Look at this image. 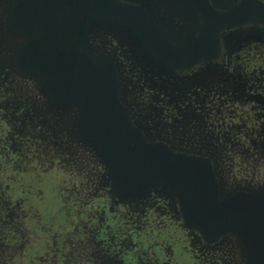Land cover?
I'll list each match as a JSON object with an SVG mask.
<instances>
[{
    "label": "flooded vegetation",
    "instance_id": "flooded-vegetation-1",
    "mask_svg": "<svg viewBox=\"0 0 264 264\" xmlns=\"http://www.w3.org/2000/svg\"><path fill=\"white\" fill-rule=\"evenodd\" d=\"M122 2L142 10L174 52H197L178 70L161 65L160 59L157 62L147 41H137L150 68L159 74L188 82L191 91L194 86L207 87L198 95L175 91L172 96L185 115L203 118L205 129L216 136L209 151L193 147L176 151L162 141L148 142L123 107L129 124L138 131V157L163 155L197 163L208 178V193L217 207L239 199L255 205L256 197L248 189L237 190L245 181L264 177L259 174L264 169V16L254 13L238 21L224 20L207 34L213 19L233 18L244 6L264 9V4L242 0L224 12L214 7L213 0H155L167 5L157 13L146 6L149 0ZM208 81L213 85H206ZM133 98L141 106L146 94ZM76 102L82 107L80 100ZM163 104L172 109L170 98ZM83 114L84 134L115 172L122 194L119 187L115 193L106 185L114 182L100 164L94 174L92 162L89 165L82 152L61 144V135L51 141L47 137L48 141L45 130L26 125L12 134L0 116V264H206L199 254L208 255L205 247L223 239L242 244L247 250L244 264H250L252 242L240 226L227 225L212 236L193 222L184 196L158 177L130 190L116 163L100 149L97 135L86 131ZM216 167L225 168L224 177L217 175ZM165 193L173 196L176 205L163 198ZM134 198H142L139 204L145 206L141 210L145 214L136 213L127 201Z\"/></svg>",
    "mask_w": 264,
    "mask_h": 264
},
{
    "label": "water",
    "instance_id": "water-1",
    "mask_svg": "<svg viewBox=\"0 0 264 264\" xmlns=\"http://www.w3.org/2000/svg\"><path fill=\"white\" fill-rule=\"evenodd\" d=\"M241 9L233 18L213 19L207 35L224 20L238 21L254 13L264 16L260 6ZM10 16L11 29L27 39L17 58L20 71L40 78L56 105L80 100L86 131L97 135L100 149L116 163L130 190L158 177L184 196L193 222L212 236L227 225L240 226L252 242L250 264H264V199L255 205L239 199L217 207L201 165L163 155L140 159L138 131L118 100L117 69L112 62H97L84 46L94 25L107 24L128 30L136 41H147L150 54L166 67L180 70L197 52H174L142 10L121 0H15ZM74 44L84 49L67 54L65 50Z\"/></svg>",
    "mask_w": 264,
    "mask_h": 264
},
{
    "label": "rangeland",
    "instance_id": "rangeland-1",
    "mask_svg": "<svg viewBox=\"0 0 264 264\" xmlns=\"http://www.w3.org/2000/svg\"><path fill=\"white\" fill-rule=\"evenodd\" d=\"M123 1L131 2L133 0ZM213 1L214 7L224 12L233 10L238 7L239 3H242V0ZM257 1L264 4L262 0ZM14 3L15 0H0V101L3 102L0 107L2 108L0 116H2V120L11 127L12 134H19L23 131L19 127L26 125L31 129L45 130L49 135L46 136V139L49 137L50 141L53 140L52 137L61 135V144L62 141L66 146L70 144V150L72 148L74 152H82L83 157L86 156L87 163L92 162L91 168L94 170V174L98 171L96 169L99 164L103 167L102 172L107 176L110 175L114 182V185H106L117 193L116 187L120 188L119 179L112 168L99 156L96 147L91 143L92 141L86 138L80 125V118L82 119L80 103L76 102L70 106L54 104L44 91L43 81L40 78L24 74L18 68L19 50L27 39L13 31L9 25L11 8ZM149 3L146 6L150 9L154 8L157 13L164 11L167 7L165 4L156 3L155 0H149ZM137 4L140 3L137 2ZM86 44L84 46L86 49L81 44H74L68 47L65 52L72 54L84 49L91 53L97 62L108 61L114 64L119 81L118 100L128 111L133 127L139 129L148 142L162 141L171 149L180 152H188L187 148L190 147L209 151L215 145L216 136L205 129L206 121L203 118L195 119L192 113L185 115L181 110L180 101L175 100L172 96L175 91L188 96L198 95L207 87L200 86L199 90V86L197 88L194 86V90L191 91L192 87L188 82H183L178 77L168 76L166 78L165 72L159 74L154 67L150 68L149 59L143 49L141 51L137 41L123 28L107 24L94 25L88 34ZM202 83L204 85V82ZM213 83L208 81L206 85L211 86ZM144 93L146 100L142 101L139 106L135 103L133 96L139 97ZM168 98H170L171 110L163 104L165 100L168 101ZM63 135H65L64 139ZM212 140L213 143L210 144ZM195 151L198 153L197 150ZM215 169L217 175L224 177L225 168L216 167ZM260 170L259 174H264V169ZM242 179L243 177L240 180ZM256 179L255 181H245L238 186L239 189H236H238L237 192L248 189V193L254 195L255 200L260 202L264 197V177L261 175ZM231 188L235 189L234 186ZM227 191L234 190H225L224 193ZM120 193L122 194L121 188ZM164 197H169L176 205L173 196L165 193ZM127 201L138 210L136 213L145 214V211H141L145 206L139 204L142 198ZM205 249L208 250V255L202 252L199 254V258L203 259L206 264H244L247 255V250L242 244L234 243L232 240L223 239L220 244L207 246Z\"/></svg>",
    "mask_w": 264,
    "mask_h": 264
},
{
    "label": "clouds",
    "instance_id": "clouds-1",
    "mask_svg": "<svg viewBox=\"0 0 264 264\" xmlns=\"http://www.w3.org/2000/svg\"><path fill=\"white\" fill-rule=\"evenodd\" d=\"M262 2H264V0H262Z\"/></svg>",
    "mask_w": 264,
    "mask_h": 264
}]
</instances>
